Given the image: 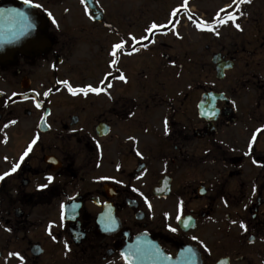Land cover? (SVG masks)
Here are the masks:
<instances>
[{
    "label": "flooded vegetation",
    "instance_id": "flooded-vegetation-1",
    "mask_svg": "<svg viewBox=\"0 0 264 264\" xmlns=\"http://www.w3.org/2000/svg\"><path fill=\"white\" fill-rule=\"evenodd\" d=\"M92 1L0 0V264H264V40L191 44L224 24L191 0H122L134 30Z\"/></svg>",
    "mask_w": 264,
    "mask_h": 264
},
{
    "label": "rangeland",
    "instance_id": "rangeland-1",
    "mask_svg": "<svg viewBox=\"0 0 264 264\" xmlns=\"http://www.w3.org/2000/svg\"><path fill=\"white\" fill-rule=\"evenodd\" d=\"M112 7L118 8L115 12H112V23L119 24L125 23L126 29L134 30L136 28V17L134 12H127L126 4L121 5L122 0H111ZM127 2L134 3V0H126ZM253 4V9L248 12H243V8L249 6L250 0L247 2H243V0H239L238 5H240L241 11L240 15H235V21L224 23L223 26L218 27L215 31H208L206 34H203L202 28L194 27L191 23H187V27H182V31L184 32V38L186 40L189 38L191 44L198 43H208L212 45L214 48L221 46H232L234 44L242 45L241 42L245 41H254V40H264V0H251ZM229 2L233 3L234 0H229ZM228 0H191V5H194V8H200L199 12H204L207 14V18H202L200 21L201 24L208 25L209 21H212L216 18L222 17L221 15H216V9L222 7L227 4ZM133 7V6H132ZM127 9H129L127 7ZM132 14V15H131ZM202 14V13H201ZM208 20V22L206 20ZM166 23V19H164ZM239 25V28L236 27ZM201 30V31H200ZM176 31V29H175ZM182 33V32H181ZM253 45V44H251ZM247 49H252L249 45H247ZM79 52H82L84 55H87V47H81ZM246 56V57H245ZM243 58L245 61L251 59L248 55L245 54ZM261 60L263 56L258 55Z\"/></svg>",
    "mask_w": 264,
    "mask_h": 264
},
{
    "label": "snow or ice",
    "instance_id": "snow-or-ice-1",
    "mask_svg": "<svg viewBox=\"0 0 264 264\" xmlns=\"http://www.w3.org/2000/svg\"><path fill=\"white\" fill-rule=\"evenodd\" d=\"M24 2L25 3H28L29 2V0H24ZM84 2V0H82V3ZM239 2V0H234V3H238ZM246 2H247V0H246ZM228 20H234V17H233V15L232 14H227L226 16H223V17H219V23H221V24H223V23H227L228 22ZM236 27L237 28H239V25H236ZM152 28H156V25L155 24H153L152 25ZM197 28H201V25L200 24H197ZM204 28L205 29H207V25H204ZM208 30H210V29H208ZM122 47V45L121 44H115L114 46H113V52L112 53H110L113 57H115V55H116V50H118V49H120ZM116 61H115V59H113V63H115ZM120 79H124V77L123 76H121L120 77ZM65 83H67V82H65ZM69 91H71V92H73V94H75V92L76 91H84L85 93H87V92H99L100 91V89L99 88H92V87H87L86 89H71V88H69ZM35 141H33V143H34ZM29 147H31V146H29ZM25 155H27V153H25ZM17 167H19V165H13V167H12V169H11V171L12 172H15L16 171V169H17ZM9 173H5V175H8ZM0 179H3V177H0ZM47 179L51 182V180L53 179L52 177H47ZM241 227H243V225H241ZM173 231H175V229H172Z\"/></svg>",
    "mask_w": 264,
    "mask_h": 264
},
{
    "label": "water",
    "instance_id": "water-1",
    "mask_svg": "<svg viewBox=\"0 0 264 264\" xmlns=\"http://www.w3.org/2000/svg\"><path fill=\"white\" fill-rule=\"evenodd\" d=\"M90 6L94 7L92 0L90 1ZM149 247H152L153 245L151 243H147Z\"/></svg>",
    "mask_w": 264,
    "mask_h": 264
}]
</instances>
